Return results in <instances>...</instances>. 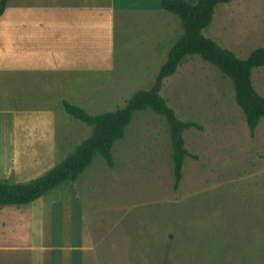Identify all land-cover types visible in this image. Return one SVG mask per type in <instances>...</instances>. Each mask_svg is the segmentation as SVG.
<instances>
[{
  "label": "rangeland",
  "instance_id": "rangeland-1",
  "mask_svg": "<svg viewBox=\"0 0 264 264\" xmlns=\"http://www.w3.org/2000/svg\"><path fill=\"white\" fill-rule=\"evenodd\" d=\"M163 15L164 29H175L164 30L156 53H116L112 66L106 64L109 71L86 70L97 65L92 61L60 63L66 68L61 81L67 85H55L61 90L50 102H41L45 108L37 111L44 116L50 105L55 113L57 162L90 134L87 125L63 111L61 101L97 114L116 110L137 90L149 88L182 32L174 14ZM202 33L239 58L264 49V0L217 4ZM3 71L0 106L11 107L17 104L12 94L14 72ZM77 72L84 77L69 85L67 74ZM251 84L264 97V66L252 70ZM159 93L178 119L196 124L182 133L189 155L183 160L181 180L175 187L163 116L149 109L135 111L124 137L112 146L114 166L95 155L72 183L87 231L84 249L90 251L84 264H264V120L249 130L231 80L195 54L186 56L176 72L162 80ZM11 137L20 144L44 139L43 133ZM65 190L68 186L61 184L51 191L61 195Z\"/></svg>",
  "mask_w": 264,
  "mask_h": 264
},
{
  "label": "crops",
  "instance_id": "crops-1",
  "mask_svg": "<svg viewBox=\"0 0 264 264\" xmlns=\"http://www.w3.org/2000/svg\"><path fill=\"white\" fill-rule=\"evenodd\" d=\"M11 1L0 15V86L3 70L9 68L14 72L12 94L17 104L0 106V180L25 183L57 162L55 113L50 105L44 116L37 111L45 108L41 102H50L61 90L55 85H67L61 81L66 68L60 63L75 66L76 60L92 61L98 66H86V70L109 71L112 68L106 64L112 66L116 53H156L164 30L175 28L161 25L163 14H172L161 7V0ZM32 58L39 62L33 63ZM66 77L75 86L84 75L77 72ZM12 133H43L44 139L20 144L12 140ZM68 189L61 195L49 190L28 204L0 206V264H84L90 252L84 249V216L75 191Z\"/></svg>",
  "mask_w": 264,
  "mask_h": 264
},
{
  "label": "trees",
  "instance_id": "trees-1",
  "mask_svg": "<svg viewBox=\"0 0 264 264\" xmlns=\"http://www.w3.org/2000/svg\"><path fill=\"white\" fill-rule=\"evenodd\" d=\"M8 1L0 0V15ZM230 1L195 0L188 3L185 0H161V7L179 19L182 32L170 46L153 84L147 89L137 90L122 107L97 114L62 100L63 110L70 118L87 125L90 134L40 176L25 183L0 180V206L28 204L61 184L72 187V183L91 164L95 155H99L112 168L115 164L112 157L114 142L124 137L133 113L147 109L162 115L166 122L176 187L182 177L183 160L189 155L182 133L196 124L178 119L159 92L162 80L174 74L188 55L200 56L231 80L235 102L242 110L249 130H254L258 122L264 120V97L253 88L251 72L254 68L264 66V49L258 47L247 57L239 58L202 33L211 23L215 6Z\"/></svg>",
  "mask_w": 264,
  "mask_h": 264
}]
</instances>
